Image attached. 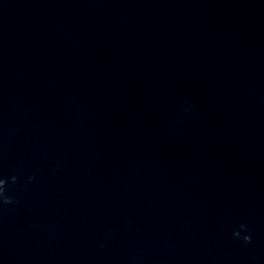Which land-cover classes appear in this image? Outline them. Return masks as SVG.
<instances>
[{
	"label": "clouds",
	"instance_id": "clouds-1",
	"mask_svg": "<svg viewBox=\"0 0 264 264\" xmlns=\"http://www.w3.org/2000/svg\"><path fill=\"white\" fill-rule=\"evenodd\" d=\"M60 166L59 163L57 165ZM35 177H29L27 183H32ZM17 183V176L11 175L10 177L0 176V209L4 207L14 206L17 201L9 194L11 190V185ZM244 233L242 236L241 234ZM232 237L235 240L241 241L244 245L252 243V236L249 233L246 224H240L238 230L232 232Z\"/></svg>",
	"mask_w": 264,
	"mask_h": 264
}]
</instances>
